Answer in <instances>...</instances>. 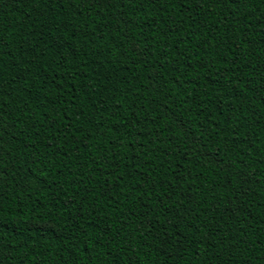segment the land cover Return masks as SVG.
Returning <instances> with one entry per match:
<instances>
[{
  "label": "trees",
  "instance_id": "16d2710c",
  "mask_svg": "<svg viewBox=\"0 0 264 264\" xmlns=\"http://www.w3.org/2000/svg\"><path fill=\"white\" fill-rule=\"evenodd\" d=\"M0 264H264V0H0Z\"/></svg>",
  "mask_w": 264,
  "mask_h": 264
},
{
  "label": "snow or ice",
  "instance_id": "6c2138e0",
  "mask_svg": "<svg viewBox=\"0 0 264 264\" xmlns=\"http://www.w3.org/2000/svg\"><path fill=\"white\" fill-rule=\"evenodd\" d=\"M237 2H239V0H237ZM3 211V208L2 207H0V212H2Z\"/></svg>",
  "mask_w": 264,
  "mask_h": 264
}]
</instances>
